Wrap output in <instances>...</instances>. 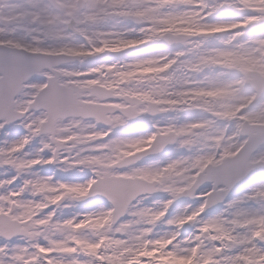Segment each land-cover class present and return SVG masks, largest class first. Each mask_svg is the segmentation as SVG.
<instances>
[{
	"label": "snow or ice",
	"instance_id": "1",
	"mask_svg": "<svg viewBox=\"0 0 264 264\" xmlns=\"http://www.w3.org/2000/svg\"><path fill=\"white\" fill-rule=\"evenodd\" d=\"M0 137V264H264V0H0Z\"/></svg>",
	"mask_w": 264,
	"mask_h": 264
},
{
	"label": "rangeland",
	"instance_id": "2",
	"mask_svg": "<svg viewBox=\"0 0 264 264\" xmlns=\"http://www.w3.org/2000/svg\"><path fill=\"white\" fill-rule=\"evenodd\" d=\"M2 138V137H1Z\"/></svg>",
	"mask_w": 264,
	"mask_h": 264
}]
</instances>
